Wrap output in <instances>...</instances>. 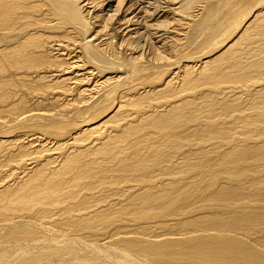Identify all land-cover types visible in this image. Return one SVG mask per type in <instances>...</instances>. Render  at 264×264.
Masks as SVG:
<instances>
[{
    "label": "bare ground",
    "instance_id": "1",
    "mask_svg": "<svg viewBox=\"0 0 264 264\" xmlns=\"http://www.w3.org/2000/svg\"><path fill=\"white\" fill-rule=\"evenodd\" d=\"M0 264H264V0H0Z\"/></svg>",
    "mask_w": 264,
    "mask_h": 264
}]
</instances>
